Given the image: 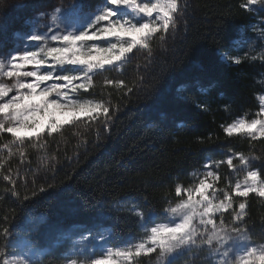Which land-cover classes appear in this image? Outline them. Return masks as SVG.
<instances>
[{
  "label": "snow or ice",
  "instance_id": "obj_1",
  "mask_svg": "<svg viewBox=\"0 0 264 264\" xmlns=\"http://www.w3.org/2000/svg\"><path fill=\"white\" fill-rule=\"evenodd\" d=\"M257 4L264 10V0H246L241 7L254 11L252 6ZM0 6H6V0H0ZM10 7L24 13L36 10L37 5L29 0ZM188 7L187 0H100L95 6L90 0H71L26 20L30 27L27 33L10 32L9 22L0 20V44H14L0 57V138L10 137L0 144V179L8 185L0 199L10 195L21 204L36 196L32 191L21 198L18 180L25 189L29 180L19 168L9 166L13 157H19L23 164L29 146L45 149L48 137L77 123L90 127L92 122L103 121L108 125L119 105L113 107L110 99L85 95L94 87L93 78L120 70L135 52L147 53L150 59L153 40L166 44L182 31ZM243 43L239 33L230 38L233 47ZM222 59L237 65L242 62L240 57ZM104 82L116 89L127 88L125 95L133 92L122 79L105 77ZM230 86L224 77L208 81V87L217 89L221 97ZM257 100L258 110L251 119L245 113L221 125L226 137L264 139V94ZM197 107L207 111L204 104ZM224 107L227 110L228 105ZM229 152L225 160L207 157L204 171L198 176L190 174L197 182L187 187L177 184L175 195L179 199L173 204L165 198L166 206L159 212L146 199L120 205V210L137 218L141 235L117 241L114 233L87 228L64 254L63 264H138L139 258L152 254H156L158 264H177L194 250L206 251V258H216L214 264H264V243H253L242 223L250 194L264 199V172L252 167L258 157ZM56 162L53 157L50 170ZM225 163L233 174L243 172L244 176L234 183L229 179L220 188V175L212 169ZM31 183L34 185L35 180ZM54 188L48 184L39 192ZM236 198H241L238 204ZM13 219L11 227L0 228V264H43L47 249L38 246L30 235L39 221L26 229L22 226L25 217Z\"/></svg>",
  "mask_w": 264,
  "mask_h": 264
},
{
  "label": "trees",
  "instance_id": "obj_2",
  "mask_svg": "<svg viewBox=\"0 0 264 264\" xmlns=\"http://www.w3.org/2000/svg\"><path fill=\"white\" fill-rule=\"evenodd\" d=\"M50 1L32 0L37 6ZM27 2L6 0V6H0V20L10 24L23 14L10 6ZM187 3L186 23L175 40L166 44L153 40L151 58L130 66V75L123 81L133 88L132 93L125 95L124 87L97 85L99 99H110L113 107L119 105L100 134L86 132L77 137L66 126L62 134L47 138V148L37 152L29 146L23 164L19 157L9 161L13 170L19 168L29 180L27 189L18 180L21 198L32 191L36 196L21 204L10 195L0 199V228L11 227L14 217H25L26 229L39 221L40 236L53 240L55 234L70 228H93L106 222L119 239L134 235L139 227L133 214L116 209L118 203L146 199L158 212L166 206L165 198L175 204L179 199L176 185L183 186L189 172L207 157L223 158L220 155L231 149L258 157L256 169L264 172V139L226 137L221 128L245 113L251 119L258 110L253 78L264 74V65L244 61L234 65L221 58L236 51L230 38L237 33L244 38L255 17L241 7L244 0ZM216 77L230 82L224 97L208 87L209 79ZM202 88L208 90L202 92ZM198 104L206 105L207 111ZM8 139V135L0 138V144ZM53 157L58 162L50 170ZM48 184L54 190L39 192ZM5 187L7 182L0 179V196ZM240 199L236 198L237 204ZM247 205L242 223L253 242L264 243V199L250 194ZM225 219L230 217L225 214ZM64 252L60 246L49 250L43 264H62Z\"/></svg>",
  "mask_w": 264,
  "mask_h": 264
},
{
  "label": "rangeland",
  "instance_id": "obj_3",
  "mask_svg": "<svg viewBox=\"0 0 264 264\" xmlns=\"http://www.w3.org/2000/svg\"><path fill=\"white\" fill-rule=\"evenodd\" d=\"M22 1H25V0H22ZM35 1L37 2L39 0H35ZM245 2H246V0H244V3ZM61 3L66 5L69 3V1L68 0H51L46 5H43V4L38 5L36 10L24 12L19 18H17L16 20H14L13 22L10 23V32H12V31H20L23 33L29 32L30 27L26 23V20L30 19L31 17L37 16L40 11H50L51 8L58 6ZM90 3L93 6H95L96 4L100 3V0H90ZM252 7L255 10L249 11V12L251 14H253L256 21L252 25V27L249 29L248 33H246V35H244L243 45L241 47L237 48L236 51L232 52L231 54L225 55L222 57H231V58L240 57V58H242V62L244 61L248 64H262V65H264V10H261V6L258 4L253 5ZM42 30H46V29H42ZM0 40H2V38H0ZM155 40H157V41H154V44L156 42L159 44H162V42L160 40H158V39H155ZM13 48H14V44L11 42H8L6 44H1L0 45V57H4ZM253 56H255L257 58L255 60H253L252 59ZM146 59L148 60V54L147 53L135 52L134 54H132V58L130 60L131 63H129V64L127 63V64L123 65V67L120 70L114 71V72H105L103 74V76H99V75L95 76L93 78L94 87L90 90L91 98L99 99V96L95 95L96 94L95 90L98 89L97 85L111 86V85L105 84V82H104L105 77H107L109 79H122L123 80V78H126L130 75V71H129L130 66L140 65L138 63H143V61H145ZM222 60L227 62V63H232L230 60H224V59H222ZM232 64H234V63H232ZM234 65H236V64H234ZM253 87L256 90L255 98H256V101L258 104L257 96L259 94H264V74H261L259 76H255L253 78ZM85 95L88 96L87 94H85ZM71 127H72V129H71L72 133L75 136L80 137V136L84 135L86 132H94V133L100 134L101 129L103 127H105V125H104L103 121H101L99 123L92 122L90 127L85 126L84 123H77L75 125H72ZM63 131H64V129L62 130V132L60 134H62ZM36 150H37V152H39L38 149H36ZM232 152H234V151L232 150ZM235 153H237V152H235ZM230 154L231 153L229 151H226L223 153V155H220V156H223V158H211V159L213 161L225 160L226 157ZM205 161H206V159H205ZM205 161L196 170L189 172L188 177L184 181V184L182 187H187V186L197 182L196 179L190 174L195 172L198 176L200 173H202L204 171L203 166L205 164ZM233 162H234V164L239 166V160L238 159L234 158ZM252 167L253 168L257 167V165L255 164V161H253ZM212 170L217 171L220 175V181L218 182V185H217L220 188L225 187L227 180L231 179L232 182L234 183L237 178L242 180L243 176H244L243 172L233 174L232 170L227 167L226 163L221 164L219 166V168L213 167ZM128 202H132V201H128ZM125 203L126 202L118 203L115 206L116 209L119 210L120 209L119 206L123 205ZM133 203H135V202H133ZM28 224H30V223H28ZM23 227H24V225H23ZM85 229H87V228H81V227L70 228L64 232H61L59 234H55V237L53 240H50L49 238L43 239V237H41L40 234L38 233V230L36 227L31 230L30 235L33 237V239L36 240L37 245L47 249V252L49 250L54 249L55 247L60 246L65 251L64 252V254H65L68 250L71 249L73 242L79 240V233L84 232ZM93 229L104 231L106 233L111 232V233L115 234L114 227L110 224L106 225V222H101V224L96 225L95 227H93ZM134 235L135 236L141 235L140 230H138ZM69 236H70V239L68 238ZM116 237H117V241H123V240H126L129 236L128 237H122L119 239H118V236H116ZM253 243H255V242H253ZM64 254H63V256H64ZM206 257H208V253L206 251L205 252H198V251L194 250L193 252L186 254L179 262H180V264H214V260L216 258H206ZM138 264H158V261L156 259V254H152L151 256H143V257L139 258Z\"/></svg>",
  "mask_w": 264,
  "mask_h": 264
}]
</instances>
